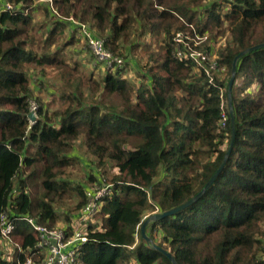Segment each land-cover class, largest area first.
I'll return each mask as SVG.
<instances>
[{
	"label": "trees",
	"instance_id": "16d2710c",
	"mask_svg": "<svg viewBox=\"0 0 264 264\" xmlns=\"http://www.w3.org/2000/svg\"><path fill=\"white\" fill-rule=\"evenodd\" d=\"M3 1L12 8L0 12V215L71 232L87 190L105 179L114 193L90 222L78 264H174L167 253L177 264H264V48L240 57L229 91L235 59L264 43V0ZM68 24L80 38L82 26L94 29L115 56L126 58L129 47L142 84L123 75L126 63L97 77L92 52L96 69L87 59L69 62L76 37L64 39ZM180 32L195 52L214 50L216 68L185 49L177 57ZM47 69L62 82L54 111L36 96ZM234 129L214 183L193 204L152 220L145 239L147 219L204 190ZM79 145L103 169L89 171L87 187L69 181ZM73 198V213L60 216L57 208ZM13 236L25 253L5 257L0 249V264L35 251L29 225L18 222Z\"/></svg>",
	"mask_w": 264,
	"mask_h": 264
},
{
	"label": "built area",
	"instance_id": "2783aa9c",
	"mask_svg": "<svg viewBox=\"0 0 264 264\" xmlns=\"http://www.w3.org/2000/svg\"><path fill=\"white\" fill-rule=\"evenodd\" d=\"M5 9L12 8L10 3L5 2ZM72 21V19H70ZM87 28L86 26H84ZM88 29V28H87ZM89 30V29H88ZM89 40V46L92 54L95 56L98 64H104L109 69L121 66L124 61L122 58L113 55L104 46V41L95 38L90 31H83ZM183 35V34H182ZM181 34L177 35L176 53L177 57L183 58L181 44H184ZM187 38V37H185ZM197 44V43H196ZM189 50V49H188ZM187 51V50H186ZM188 53V51H187ZM190 59H193L198 65L209 60L212 62V67L216 68V60H212V54H203L201 52L191 51L187 54ZM38 105L35 101L30 102V112L36 117ZM227 122L226 112L223 114L221 127L225 128ZM33 124L34 122H31ZM114 193V185L102 179L93 188L87 190V203L75 219L72 225V231H66L65 227H48L40 224L37 219L30 215L21 217L11 216L6 212L0 215V249L5 257L15 253H25L22 245L17 241L13 234L18 222L27 221L31 226V230L37 239L35 251L31 254H26L25 261L18 264H78L80 251L88 243L87 228L93 218L103 210V200L108 199ZM10 246L12 249H10ZM264 261V259H263Z\"/></svg>",
	"mask_w": 264,
	"mask_h": 264
},
{
	"label": "rangeland",
	"instance_id": "374dc122",
	"mask_svg": "<svg viewBox=\"0 0 264 264\" xmlns=\"http://www.w3.org/2000/svg\"><path fill=\"white\" fill-rule=\"evenodd\" d=\"M209 1L210 2H214V1L219 2L221 0H208V2ZM38 5H41V6L43 5V7H45V5L47 6V3L46 2H41ZM3 6H4V1L2 2L0 0V12L3 10V8H4ZM36 17H37V19H43L45 17V13L42 12L40 15L37 14ZM68 23H71V22L68 21ZM50 27H51V25L48 26L47 30ZM90 30H88L87 28L82 26V31H89L90 32ZM91 31H92V33L95 32L94 29L91 30ZM181 33L182 32H180L179 34H181ZM65 34H66V36H65L64 39H66L67 37H70V36H74V35H75V37L77 39V40L75 39V42H76L75 45L71 46L70 48H66V50H65V54H66L67 60L69 62H71V63L77 61V62H82V63L85 64V59H87V60H89L88 66L92 67V69H96L95 67L97 66L96 65L97 62L94 63V59L91 58V51H90L89 40H88L87 36L80 38V36L78 35V30L74 29L73 27L70 28L69 24L65 28ZM177 38L178 37L176 36L175 39H177ZM182 38H183L184 44L183 45L181 44L183 46V48L181 47V49H185V50L188 51V53H190L191 51L187 49V46L189 45L188 44L189 36L187 38H185L182 35ZM146 42L147 41L142 43V47L144 46V44ZM219 45H220V43H219ZM219 45H217V47ZM153 47H154V45H153ZM175 47L177 49V45ZM189 47H190V49H192L194 51H197L195 46L189 45ZM201 52H203V51H201ZM214 52L215 51L213 50L212 53H214ZM125 56H126V58H123L122 56H119V57L124 60V63H126V65H124V67H123V65H121V66L117 65L114 68H116V69L121 68L122 69V67H123L124 68L123 75L125 77H127V79L130 82H135V84H137V85L142 84V82L144 80H143V78L141 76H139V74H138V70L139 69L137 67V64L134 63L136 61H139L137 56L132 53V51H131V49H129V47L125 48ZM142 57L143 58L140 61H144L145 62L144 56H142ZM211 59L215 60V55H212ZM144 62H143V64H144ZM140 63L142 64V62H140ZM93 65H95V66L93 67ZM99 65L101 66V68H98V69H96V71H94V73L96 74L97 77L103 75L105 73V71L107 69H109L104 64H99ZM115 71H113V72H115ZM39 73L43 75V77H41V78H42V81H44V83L42 85V89L41 90H37V95L36 96L37 97L41 96L42 99H44V101L46 102V104H49V107L51 109L50 111H54L55 109H57L59 107L58 98H59L60 92L62 90V82L58 78V72H56L54 70L47 69L44 72L45 74L43 72H40V71H39ZM32 74H33V72H32ZM220 74H221V77L223 78V74L221 72H219V75ZM37 83H39V81H37ZM77 147L78 148L75 150L74 154H75V158L77 160H79V162H77L76 168L72 171V174H71L72 176L69 177V181L71 183H73V184H76V185L78 184V185H81V186L85 185L87 187L88 186V184H87L88 177L86 175H88L89 171L93 170L94 166H95V169L98 170V171H100V170L103 171V169L102 168H96V163L97 162L94 161L92 157H90L89 155H87L85 153V149H84L83 146L79 145ZM33 193H35L37 195H41V192H39V191L36 192L34 190ZM72 201L73 202H68L67 205H64L62 207L57 208V213L60 216H63L65 214L73 213L74 210L72 212L70 210H72L73 207L77 205V200L75 198H73ZM96 216H98V214ZM23 223H24L25 226L28 225L27 221H24ZM61 224H63V222H60V225ZM29 227L31 229L30 225H29ZM10 249H12L11 246H10Z\"/></svg>",
	"mask_w": 264,
	"mask_h": 264
},
{
	"label": "water",
	"instance_id": "95a60500",
	"mask_svg": "<svg viewBox=\"0 0 264 264\" xmlns=\"http://www.w3.org/2000/svg\"><path fill=\"white\" fill-rule=\"evenodd\" d=\"M260 48H264V43L263 44H259L255 47H252L251 49H249L248 51H245L243 53H241L234 61V65H233V75H232V78H231V81H230V85H229V91L231 92L232 90V86H233V82H234V79H235V75H236V72H237V63H238V60L240 59L241 56H243L246 52H253L254 50L256 49H260ZM230 112H231V116H232V121L234 123L235 121V118L233 116L234 114V111H233V108L230 104ZM30 121L31 122H35L36 120V117L34 116V114L32 113L29 117ZM234 140H235V129L233 130V133H232V139H231V142H230V146L227 150V153H226V157L223 161V163L221 164V166L219 167V169L216 171V173L213 175V177L211 178V180L209 181V183L206 185V187L204 188V190L199 194L197 195L194 199L188 201L187 203L183 204L182 206L180 207H177L175 209H172L168 212H165V213H158L156 215H153L152 217H150L149 219H147V221L144 223V225L142 226V233H143V237L145 239H148L146 237V227L147 225L152 221V220H158V219H161L165 216H168V215H173L174 213H176L177 211L179 210H182L184 208H186L187 206L193 204L197 199H199L208 189L209 187L214 183V181L216 180V178L218 177V175L220 174L221 170L223 169V166L224 164L226 163V161L228 160L230 154H231V151H232V148H233V145H234ZM167 256L169 257V259L174 263V264H177L176 260L172 257L171 254H168L167 253Z\"/></svg>",
	"mask_w": 264,
	"mask_h": 264
},
{
	"label": "crops",
	"instance_id": "0c3cea01",
	"mask_svg": "<svg viewBox=\"0 0 264 264\" xmlns=\"http://www.w3.org/2000/svg\"><path fill=\"white\" fill-rule=\"evenodd\" d=\"M3 2V0H1Z\"/></svg>",
	"mask_w": 264,
	"mask_h": 264
}]
</instances>
